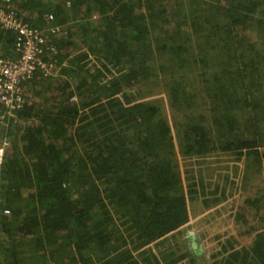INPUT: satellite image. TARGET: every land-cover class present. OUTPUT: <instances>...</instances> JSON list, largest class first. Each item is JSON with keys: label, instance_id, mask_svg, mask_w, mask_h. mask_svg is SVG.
Listing matches in <instances>:
<instances>
[{"label": "trees", "instance_id": "16d2710c", "mask_svg": "<svg viewBox=\"0 0 264 264\" xmlns=\"http://www.w3.org/2000/svg\"><path fill=\"white\" fill-rule=\"evenodd\" d=\"M11 2L52 69L1 119L0 264H264V0Z\"/></svg>", "mask_w": 264, "mask_h": 264}, {"label": "built area", "instance_id": "2783aa9c", "mask_svg": "<svg viewBox=\"0 0 264 264\" xmlns=\"http://www.w3.org/2000/svg\"><path fill=\"white\" fill-rule=\"evenodd\" d=\"M0 30L16 36L17 57L0 60L1 117L12 120L23 104L21 82L31 79L39 68H43L42 72L48 74L52 67L43 63L42 55L47 44L43 33L18 17L11 0H0ZM49 49L54 53V49Z\"/></svg>", "mask_w": 264, "mask_h": 264}, {"label": "rangeland", "instance_id": "374dc122", "mask_svg": "<svg viewBox=\"0 0 264 264\" xmlns=\"http://www.w3.org/2000/svg\"><path fill=\"white\" fill-rule=\"evenodd\" d=\"M161 95H157V96H155V97H160ZM1 113H3V110H1L0 111V114ZM1 119H2V117L0 116V123H4L3 121H1ZM1 126H2V124H0ZM0 129H1V127H0ZM0 132H1V130H0ZM0 140H2V138L0 139ZM2 153H4V150H3V148L2 147H0V157H1V154ZM191 160V161H190ZM190 160H186V163L188 164V165H190V166H187L189 169H191L192 171H193V173L194 174H196L197 175V173L195 172V171H197V169H200V168H198L195 164H194V162H193V160L194 159H190ZM195 161V160H194ZM0 163H1V159H0ZM228 165H229V163H227L225 160H221L220 162H218V163H210V167H217V168H219V169H225V170H227L228 171V169H226V168H228ZM202 166V165H201ZM229 167H230V165H229ZM224 170V173H226V171ZM264 184V183H263ZM217 208H215L214 210H216ZM187 230H185V232L181 235V236H183L184 237V235L186 234V235H188L187 233ZM220 232L221 231H219V230H210L209 232H208V235L210 236V237H212V236H214V235H216V234H220ZM177 235V237H179V234H176ZM169 239H171V243H172V245L175 243V241L172 239V238H169ZM178 239V238H177ZM179 239H180V237H179ZM167 241H169V240H167ZM177 241V240H176ZM181 241V240H180ZM171 243H165L164 244V247H167V246H169V244H171ZM203 244V243H202ZM245 244V242H243L240 246H242V245H244ZM175 246V245H174ZM155 247V246H154ZM237 248H239L238 246H237ZM205 250V248L204 247H202L201 245H200V250H199V253L201 252V251H204Z\"/></svg>", "mask_w": 264, "mask_h": 264}]
</instances>
